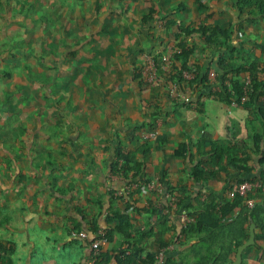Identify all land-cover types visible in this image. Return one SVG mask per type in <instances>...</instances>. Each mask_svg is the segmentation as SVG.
Wrapping results in <instances>:
<instances>
[{
  "label": "crops",
  "instance_id": "1",
  "mask_svg": "<svg viewBox=\"0 0 264 264\" xmlns=\"http://www.w3.org/2000/svg\"><path fill=\"white\" fill-rule=\"evenodd\" d=\"M189 27L192 33L181 31ZM213 27L231 36L209 41L204 29ZM182 43L208 81L207 88H180L188 101L171 97L162 77L151 84L141 78L147 55ZM252 65L264 80V0H0V241L11 244L0 264H91L89 223L97 218L106 228L110 192L130 190L138 201L130 242L155 249L156 233H147L157 223L144 211L154 201L172 227L165 230V239L174 237L169 264L234 262L250 237L251 224L242 219L177 236L184 206L199 205L198 193L201 202L214 194L217 209L228 197L231 179L213 173L220 168L211 149L248 151L257 135L264 144V87L250 90ZM232 79L244 82L240 102L224 97ZM143 140L151 144L148 156L138 149ZM121 144L137 151L134 160H145L147 179L164 177L162 194L145 195L141 175L112 173ZM180 145L186 157L175 155ZM198 163L209 180L193 177ZM170 192L173 200L186 196L184 203L169 201ZM80 230L88 231L87 240L73 234ZM255 231L241 264H264V230ZM120 240L102 246L101 262L115 263L116 251L127 249Z\"/></svg>",
  "mask_w": 264,
  "mask_h": 264
},
{
  "label": "trees",
  "instance_id": "2",
  "mask_svg": "<svg viewBox=\"0 0 264 264\" xmlns=\"http://www.w3.org/2000/svg\"><path fill=\"white\" fill-rule=\"evenodd\" d=\"M165 26V25H164ZM182 32L192 33V30L189 28H181ZM205 36L209 41L213 40V35H217L218 33L223 34L226 37H230L231 34H229L228 30H223L220 27H213L210 30L204 29ZM208 31V33L206 32ZM211 31V32H210ZM179 53H175L172 56V66L170 70H164L161 65L158 66V72H157V78L153 81H148L144 78V76H141L143 78V81L151 84L154 81H158L160 77L168 81H173L176 84H178L179 88H185L186 85L191 86L193 89H196L198 86L202 85L205 88L208 87V81H207V73L202 74L201 73V67L194 63H189L188 58L190 55V52L193 51L192 48H188L185 46L184 43L178 44ZM177 47V48H178ZM155 59L158 61V59L161 57V55H153ZM144 65V64H143ZM254 68V69H253ZM143 69V67H142ZM254 70V72H253ZM255 66H251V74H254L252 77V84H251V91H259L261 88L264 87V80L261 78V75L259 72L255 71ZM142 71V70H141ZM185 72H188L191 77L187 78L185 76ZM233 87V88H232ZM231 90L225 87L224 88V97L237 99L239 102L241 101L242 97L245 96L246 91L244 87V82L241 80H231ZM250 91V92H251ZM169 92V91H168ZM254 94L252 92L250 95ZM262 114L264 116V110H262ZM130 133L131 139L135 136V130H131ZM206 137V134L203 136V139ZM209 137V135L207 136ZM144 139V138H143ZM145 140V139H144ZM142 141V144L140 145L139 150L142 148H145V154L148 156L150 150H151V144L148 143V141ZM263 135H257L255 139V146L253 148H250V150L245 151L243 148H237L238 152H233L232 154H229L227 152H221L214 150V148L211 149L210 154H215L216 160L219 162V168L220 171L213 170V173L221 172L226 174V179L230 180L232 184L230 185V188L234 184H240V183H251L253 185L252 189L245 192L244 194H236L235 197L229 198V197H223L219 201V206L221 208L217 209V204H214L215 195L212 193L208 194L209 200H205L201 202L200 196L201 193L197 194L196 201L199 202V205L206 203L204 209H199L195 211L199 205H194V203L189 202L188 204H185L184 208L187 210L189 216L193 219L189 224H187L186 227L182 225V228L178 233H180L181 237H184L185 235H189L194 233L196 235L200 234L204 229L208 228H218L220 225V222L224 218H228L231 216H234L235 220L242 219L243 221L247 222L248 225L251 224V222H255L257 227H261L264 230V144H262ZM158 145H162L163 142L160 141V139H157L156 142ZM143 146V147H142ZM161 146H157L159 148ZM186 145H180L178 146L174 153L177 157H186ZM115 159L112 163V173L116 175H122L127 177L130 173H132V177H139L141 175V178H144V182L148 183L150 182V179H147L145 174L146 170V162L144 161H136L135 156L137 154V151H134L133 149H128L125 145L121 144L115 148ZM141 152V151H140ZM146 159V157H145ZM217 163V161H216ZM203 163H198L195 167L192 168V175L196 180H209L207 173H209V170H205L202 166ZM257 166L260 168V172L256 175L255 170ZM229 169V170H227ZM206 171V172H205ZM231 172H238V176L236 177H230ZM204 174V176H203ZM140 178V177H139ZM164 177H159V179L162 181ZM169 187V186H168ZM229 188V189H230ZM169 189H171L169 187ZM112 202L111 204L113 207H111V210L109 212V215L106 217V232L109 243L113 242L116 239V236H118L121 240L119 242V246L122 247L126 243V248H120L116 251L115 254V263L114 264H152L156 260V256L163 247H168L171 241L174 237H169L168 239H165V234L167 230L171 231V228L167 221L165 220V216L161 209L156 208L154 206V201L150 202L148 205L149 207L144 208V211L150 215L151 224H156V226L152 227L150 231L147 233V235L150 237L151 234L156 233L157 238L155 239V249L150 250L146 252L144 249L141 248V241L137 242H130V239H133V232L132 229L134 227V220L131 217L130 213H133V208L138 204L137 199H135L136 192L133 190L128 191L124 196H115L112 192H110ZM228 195V194H227ZM150 197L156 196L153 193L148 195ZM170 198L169 201L176 202L178 206H181L185 199L182 197H178L177 200H173L174 194L170 192ZM114 197H116L114 199ZM261 198V201H260ZM150 199V198H149ZM250 199H254V205L249 206L247 201ZM189 201H192V197L189 196ZM153 203V204H151ZM119 204H122V207H119ZM164 204V209H165ZM196 208V209H195ZM203 208V207H202ZM163 209V208H162ZM195 209V210H194ZM199 211V212H198ZM141 216V213H139ZM226 215V216H225ZM205 217H210L213 221L212 222H206ZM149 220V218H148ZM89 222V221H88ZM97 218H94L89 225L91 232L96 237L99 225H98ZM153 224V225H154ZM150 225L149 222H146L141 226L142 229L148 228ZM175 233L177 234V227L175 226ZM166 230V231H165ZM193 231V232H192ZM177 239V238H176ZM182 240V238H181ZM117 244V241L114 242V245ZM10 242L4 243L3 241H0V251L2 253H6L7 250L11 249ZM168 251V250H167ZM166 251V260L165 264H169V259L167 257ZM244 252V251H243ZM100 256L96 260L95 264H104L100 261ZM105 264H109L108 262H105Z\"/></svg>",
  "mask_w": 264,
  "mask_h": 264
},
{
  "label": "built area",
  "instance_id": "3",
  "mask_svg": "<svg viewBox=\"0 0 264 264\" xmlns=\"http://www.w3.org/2000/svg\"><path fill=\"white\" fill-rule=\"evenodd\" d=\"M179 48H172L169 49L166 53L161 55V57L158 59V61L155 59L153 55H147L145 58V63L143 65V69L141 71L144 78L148 81H153L157 78V72H158V66L161 65L164 70H170L171 64H172V56L175 53H179ZM185 76L187 78H190L191 75L188 72H185ZM168 90L171 97L179 98L182 97L185 101H188L189 98L186 97V95L181 93V90L173 81L168 82ZM244 99V98H243ZM264 110V107H263ZM253 185L251 183L245 182L240 184H234L228 191V197L233 198L236 194H244L245 192L251 190ZM134 188V187H133ZM157 192V194H162L164 192V186L162 181L159 178H153L150 180V182L146 183L143 187V193L145 195H150L151 193ZM122 195V194H121ZM249 206L254 205V199H250L247 201ZM175 205L177 206V203L175 202ZM108 215V212L106 213ZM226 220H230V217L226 218ZM193 219L189 216L187 210L185 212H182L180 215V222L181 224L186 227L187 224H189ZM73 234L77 237H80L84 240H87L89 237V233L87 230H80V231H74ZM108 242L107 232L106 228H99L96 234V237L94 236L90 240V247H91V253L89 262L91 264H95L96 260L100 256L101 248L102 246H105ZM169 248L163 247L159 251V253L156 256V260L152 264H165L166 260V251ZM1 251H0V258H1ZM146 264V263H144Z\"/></svg>",
  "mask_w": 264,
  "mask_h": 264
},
{
  "label": "water",
  "instance_id": "4",
  "mask_svg": "<svg viewBox=\"0 0 264 264\" xmlns=\"http://www.w3.org/2000/svg\"><path fill=\"white\" fill-rule=\"evenodd\" d=\"M255 229H256V224H255V222L252 221L251 222V226H250V237H249V239L246 242H244L243 244H241L238 247L237 254H236V259L231 264H241L242 263L243 251L248 246L255 244V235H256Z\"/></svg>",
  "mask_w": 264,
  "mask_h": 264
},
{
  "label": "rangeland",
  "instance_id": "5",
  "mask_svg": "<svg viewBox=\"0 0 264 264\" xmlns=\"http://www.w3.org/2000/svg\"><path fill=\"white\" fill-rule=\"evenodd\" d=\"M130 215H132L131 213H130ZM134 216H135V212H134ZM235 220V218H234V216H231L230 217V220L229 221H227V222H233ZM239 221V220H238ZM231 224V223H230ZM229 224V225H230ZM197 246L195 245V248H196Z\"/></svg>",
  "mask_w": 264,
  "mask_h": 264
}]
</instances>
